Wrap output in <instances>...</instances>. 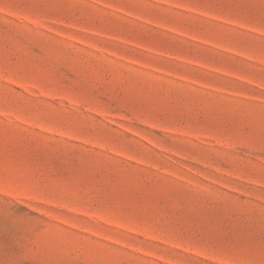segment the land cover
<instances>
[{
  "label": "rangeland",
  "instance_id": "obj_1",
  "mask_svg": "<svg viewBox=\"0 0 264 264\" xmlns=\"http://www.w3.org/2000/svg\"><path fill=\"white\" fill-rule=\"evenodd\" d=\"M0 264H264V0H0Z\"/></svg>",
  "mask_w": 264,
  "mask_h": 264
}]
</instances>
